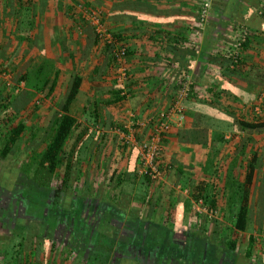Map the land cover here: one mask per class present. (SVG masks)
<instances>
[{
    "label": "crops",
    "instance_id": "0c3cea01",
    "mask_svg": "<svg viewBox=\"0 0 264 264\" xmlns=\"http://www.w3.org/2000/svg\"><path fill=\"white\" fill-rule=\"evenodd\" d=\"M12 1L14 0H9L8 7L5 8L7 4L4 6V0H0V55H2L0 56V80L4 74V64L12 60L10 56L4 60V44L10 45L12 40L13 46L8 45L9 49L13 52L19 44H22L20 45L22 51L20 60L28 57L29 61L35 65H43L45 67L43 73L52 74L55 70H59V80L62 73H67L68 84L73 74L80 73L82 84L70 112L79 119L80 129L87 128L89 131L83 142L87 148L83 153L78 172L80 176L85 175L86 179H90L93 184L89 195L93 196V193H96L94 218L98 220L101 216L103 218V211L113 204V202L104 201L109 198L108 195L120 194L117 206L121 210L120 214L124 215L123 220L119 221L115 218L112 225L115 226L113 231H115L116 239L127 242L126 246L129 247V252L122 254L123 258L132 260L133 264H179L173 259H165L161 263L155 254L153 256L152 253L141 252L147 251L145 250L147 248L138 250L135 247L136 244H131L130 242L136 236V228L132 226L133 222L136 223V219L143 221V235H146L148 231L157 238L159 234L164 233L168 236V240L178 241L192 240L193 236L187 238V234L190 235V231L196 233L195 231L200 228L202 218H207L197 216L193 212V199H190L191 211L186 212L185 202L189 199L190 185L202 179L213 180V176L217 173H209L208 166L205 167L208 153L206 144L181 141L179 134L182 131L198 130L205 126L204 123L211 122V119L201 121L200 113L206 110L209 114L216 112V107L213 108L218 105V102H215V96L222 89L225 93L221 94L218 106L234 112L237 116L239 113L244 114L243 111L249 110L248 108L253 107L254 104L258 105L257 97L264 86V18L259 16L257 9L250 10L248 15L244 14L246 17L244 21L250 25L251 33L256 35V40L251 42L246 51L245 69L243 68L238 75L227 73L228 75L225 76L224 67L214 62L216 56H213L218 45L210 42V32L213 30L209 24L215 20L214 11L210 10L209 22L207 19L202 28L198 27L201 0H79L102 10L107 26L114 33L123 34L121 40L127 44L129 49L130 77L127 83L129 91L127 98L124 101L111 102L114 92L121 86L115 82L116 78L111 73L110 65H104L102 72L97 75L93 74L95 66L102 64L101 59L104 60V45L100 42H93L91 38L93 32H88L89 24L86 22L82 24L81 31L76 32L79 19L78 21L73 19V7L77 0H33L34 25L29 39H25L20 28L17 27L21 11L16 12V18L14 14H10L12 9L9 6ZM25 2L26 0H22L23 4ZM247 8L249 10L248 5ZM7 13L13 18H11L12 24L9 31L5 35L4 14ZM229 29L231 28H228L222 37L231 42L234 35ZM219 30L223 32L224 28L219 27ZM203 48H207V53L202 51ZM220 53L224 54V48ZM85 55L87 62L93 64H88L87 69L90 71L86 69L87 71L83 73L79 66L83 65ZM7 65L10 67L12 63ZM182 72H186L192 80V97L182 103L186 120L180 127L174 123L171 132L165 137L163 162L172 164L167 167L164 163L167 169L163 180L150 185L148 189L152 205L142 204V202H136L134 195H122L121 186H112L111 180L112 176L118 180L119 175L125 173L129 179L133 176L135 168L139 169V145L148 137L151 130V126L137 130L139 143H130L125 139L128 135V130L125 128L129 118L128 113L135 112L137 117L143 118L154 116L168 109L175 99ZM211 90L215 92L211 93ZM56 92L52 99L56 96ZM49 100L51 101V99L46 101L49 102ZM200 100L207 103H202ZM43 109H47L48 113L54 110L51 105H46L40 107V113ZM255 110L256 107H254ZM217 121L214 118L212 122L216 124ZM221 123L223 127L232 129L230 123L226 121H221ZM231 129L226 132V138L230 141L229 145H225L220 157L222 165L218 170L221 177L227 174L229 162L239 150L237 146L247 137V133L237 132L234 138H231ZM124 135L126 136L123 137ZM212 137L210 135V139ZM252 138L254 142L260 139L257 134H254ZM246 156H249L248 153ZM140 181L141 179L138 178L130 184L135 186L136 193L142 185ZM85 182L86 180L80 186L81 192L82 188H85ZM144 186L146 185L143 184ZM101 204L105 206L104 210L99 208ZM97 209L100 211L97 212ZM254 220H256L255 216ZM263 220L264 218L260 220L259 223L263 222L260 225H264ZM129 223L130 227H127ZM250 230L249 235L255 232L253 226ZM65 234L68 237L64 240L67 247L62 249L51 247L52 250H49L51 243L53 245L52 239L39 237L40 234L33 241L29 237L31 240L28 245L24 246L25 252L23 250L21 254L23 263L84 264L89 253L84 245L85 239ZM241 234L242 232L239 236ZM73 242L75 245L77 242L78 245L83 246V254L78 245H71ZM247 246L248 242L245 249ZM245 249L241 250L244 252ZM118 256L121 255H117L115 251L111 254L112 263L117 259L123 260ZM7 262L4 257V264ZM116 262L119 264V261Z\"/></svg>",
    "mask_w": 264,
    "mask_h": 264
},
{
    "label": "trees",
    "instance_id": "16d2710c",
    "mask_svg": "<svg viewBox=\"0 0 264 264\" xmlns=\"http://www.w3.org/2000/svg\"><path fill=\"white\" fill-rule=\"evenodd\" d=\"M209 1L211 3L209 14L210 10H212L215 15V20L209 24L211 30H213L210 32V42H215L218 45L217 51L213 56H216L214 62L224 67L223 74L225 76L228 75L227 73L238 75L243 68L245 69V54L251 42L256 40V35L250 33L247 41L240 49L239 63L236 65H233L231 55L225 53L226 46L232 44L234 40L229 42V40L223 39L222 36L227 32L228 28H231L229 31L233 32V39L240 26L245 25L250 29V25L244 21L246 19L244 14L248 15L252 9H257L259 16L264 18L263 2L262 0ZM33 3V0H26L25 4L22 3V0H14L11 6H9L12 9L10 14L15 15L17 11H21L20 18L17 20V27L20 28L22 36L25 39H29L31 36V30L34 25L32 18ZM75 3L95 8L85 1L77 0ZM203 3L204 0H201L200 6ZM73 8L74 16L76 8ZM200 10L201 8L199 7ZM74 17L75 21L79 19L77 28L82 27L85 21L80 16L78 18ZM219 27H223L224 31L221 32ZM90 31L91 33L93 32V36H91L93 42H100L89 25L88 32ZM114 35L118 40L123 38V34L120 32L114 33ZM222 48H224V54L220 53ZM202 51L207 53V48H203ZM127 53L129 54L128 48ZM103 55L104 60L101 59L103 61L101 62L102 64L96 65L93 69L94 75L102 72L104 65H114L115 58L111 46L104 45ZM44 68L43 65L39 64L33 68H27L25 73H18L15 76V83L10 89L0 80V165L10 155L18 153L28 156V152H32L24 168L18 172L16 182H10L7 179L8 176L4 174L6 169H3L4 172L0 170V192L5 191L12 184L10 191L13 194L11 197L5 196V202L8 199L9 201L12 199V203L15 202V204L22 205L24 214L38 218L43 226H53V228L66 227L65 233L73 235L75 238L80 232H83L84 245L89 250L84 264H117L116 261L120 263V259L112 263L111 257V254L115 251L117 255H121L118 257L124 260L122 254L129 252V247L126 246L127 242L116 239L115 231H113L115 226L112 225V221L115 218H118L119 221L123 220L124 215L120 214L121 210L117 206V199L120 194L108 195L109 198L104 201L113 202V204H110L111 206L105 210L103 204L99 206L104 211L102 210L103 218L101 216L98 220L94 218V206L97 199L89 195V191L93 189L91 180L86 179L84 183L85 188H82V192L79 190L80 192L74 194L73 191V167L75 163L77 165L81 162V147L84 145L83 142L89 133L87 128L80 129L81 123L79 119L70 112V108L80 91L82 76L80 73L72 75L64 96L53 105L54 110H52V114L40 123H36V120L39 119L40 106L37 104L35 98L39 94H43L44 99H52L59 83V70H55L52 74L49 72L43 73ZM115 82L117 83L116 79ZM21 84L24 85L23 88H20L22 87ZM214 92L211 90V93ZM224 93L225 90L223 89L221 92L216 93L215 102L217 101L218 105L220 104L219 99L221 98V94ZM191 95L190 93V97L188 98H191ZM260 95L261 93L258 97ZM126 98L127 95H123L122 88H119L114 92V98L111 102L124 101ZM200 101L202 103L206 102L204 100ZM218 105L213 106V108L216 107L215 113L209 114L207 110L204 113H200V120L211 119L210 123L203 122L205 124L203 128L195 131L189 130V132L182 131L179 134L181 141L206 144L208 153L205 167L208 166L209 173H217V175L213 176V180L202 179L191 185V189L188 190L189 199L185 202V211H191L190 199L203 198L209 207H222L221 214L224 217L227 214L231 220V224L226 225L217 219L211 221L208 218H202L199 224L200 228L196 231L194 229L196 233L190 231V235L187 234V238L193 236L192 240L173 241L168 240V236L164 233H162L164 236L159 234L157 238L148 231L146 235H143L144 223L136 219V223L133 222L132 225L136 228V236L130 243L136 244L134 246L138 250L147 248L145 249L147 251L143 250L141 252L152 253L153 256L155 254V257L161 263L165 259H173L174 262L177 261L179 264H264V239L257 240L256 236L250 234L245 251L243 252L238 247L239 234L247 232L250 225L252 226L255 223L251 209L254 191L259 190L260 202L262 200V193L264 194V159L261 161L259 157L260 153L263 152L262 149L259 151L257 150L258 148H253L256 142L252 138L254 134L259 135L264 133V100L260 105L263 119L251 118V120H248L240 118L234 112L225 110V108ZM27 112L29 113L26 114ZM214 118L218 120L216 124L212 122ZM221 121L230 123L232 129L231 127H223ZM230 129L232 130L231 138H234L237 132H245L247 133V137L237 146L239 150H237L236 156L230 160L227 174L221 177L218 170L222 163L220 157L225 145H229L230 141L226 138V132ZM123 130L126 132L125 129ZM41 133L42 138L38 139ZM210 135L213 136L211 139ZM71 138H73V141L70 149L67 151L66 146ZM165 140L163 138V142ZM247 153L249 156H246ZM244 157L246 158L244 159ZM164 163L167 167L172 164L163 162V158H161L159 165L162 169H167ZM138 171L139 169L135 168L133 176L129 179L126 173L121 176L119 175L118 180L112 176V186L120 187L124 183L130 185L140 178V184L146 185L147 192L144 193L142 199H139V202L151 206V195L148 189L153 183L149 177L139 176ZM179 172L182 173L181 170ZM219 179H221V182H219ZM124 194L128 193L122 191V195ZM124 204L127 205V202L124 201ZM100 209L96 211L99 212ZM80 213L82 214L81 218L75 219L74 217ZM85 216L89 217V222L85 221ZM6 221H2V225L6 226ZM15 222L18 223V227L17 230L15 227L11 232L12 238L10 240H14V237L19 239L18 244L13 247V250L19 247L15 251L16 255L12 259L8 258L7 247L11 243L9 240L10 243H7L4 249L5 253L0 252V257L3 259L5 257L10 264H24L21 254L24 246H26L24 242L27 241V237L24 234H27L28 230L25 225L20 224L22 219L15 218ZM15 222L14 225L16 224ZM127 227H130V223Z\"/></svg>",
    "mask_w": 264,
    "mask_h": 264
},
{
    "label": "rangeland",
    "instance_id": "374dc122",
    "mask_svg": "<svg viewBox=\"0 0 264 264\" xmlns=\"http://www.w3.org/2000/svg\"><path fill=\"white\" fill-rule=\"evenodd\" d=\"M7 2L9 3V0H4V6L7 4V6H5V8L8 7V3ZM12 3H13V1H12ZM75 4H74V7L76 8V13H75L74 16H75V18H78V15H77L78 14V9L77 8H78L79 3L76 4V5ZM11 18H13V17H12V15H9V13L4 14V33H5V35L9 31V28H10V26L12 24L11 23ZM81 29H82V27L76 28V32H80ZM14 36H16V35H14ZM10 38H11V36H10ZM15 40H17V38ZM10 42H11L10 45L9 44H7V45L4 44V56H5L4 60L8 59L7 56H10L12 60H10V61L8 60V63H12V65H10V67H8V65H7L8 63L7 62L4 64V74H3V77H1L2 81L4 82V84L9 89L14 85L15 76L18 73H23L24 71H26L27 68H29V67L33 68L35 66V64L33 62L29 61L30 59H28V57L20 60L21 55H22V51L20 50V45H22V44H19V46L16 47L15 50L12 52V50H10L9 48L11 46H13V40L10 41ZM21 43H22V41H21ZM100 44L103 45L101 42H100ZM8 51H10V53H8ZM0 56H2V55H0ZM26 60H28V61H26ZM83 62H84L83 65H81L79 67H80L81 71H83V73H85L88 70L87 69L88 68V64L91 65L93 63H88L87 62V56L86 55H85V57L83 59ZM63 63H64V61H63ZM110 69H111V73L114 74L113 76L115 78L117 76L116 75V71H115V64L113 66H111ZM89 71H90V69L88 70V72ZM67 76H68L67 73H62L61 74V78L59 80L56 96L53 99H51V101L50 100H49V102L46 101L47 99H44L43 94L42 95L39 94L35 98L37 104L40 107H44L46 105H51V107L53 108V105H55L56 102H59L62 99V97L65 94L66 87H67V84H68V81H69V79H67ZM21 85H22V87H20V88H23L24 85L23 84H21ZM261 91H262L261 95L257 98L258 105H257V103H256V105L254 104L253 107L248 108L249 110L243 111L244 114L239 113L238 117H240V118L242 117V118H245V119L247 118L249 120H251V118L263 119V113H261L262 112L261 111L262 108L260 107V105L262 104V102L264 100V86H263V90H261ZM38 101H39V103H38ZM254 107H256L255 111H254ZM29 112H27L26 114H28ZM48 112L49 111L47 109H43V111H41V113H39V117H38L39 119L36 120V123H40L42 120L47 119L46 117H49V115L52 114L51 112L50 113H48ZM258 112H260V113H258ZM133 114L137 115L135 112H133ZM87 115H90V113H87ZM3 116H4V113H3ZM31 121H32V119H31ZM127 122H128V119H127ZM258 136L260 137V139L256 142V144L254 145L253 148L254 149L258 148L257 150H259V151L262 149L263 153H260V155H259L260 160L262 161L264 159V133L259 134ZM40 138H42V133L39 134V136H38V139H40ZM72 141H73V138H71L69 140V142H68V144L66 146V150L67 151L70 149ZM42 147H43V145H42ZM86 148H87V145H84V146L81 147V152H80V155H81L80 158L81 159L84 156L83 153L86 152ZM31 154H32V152L29 151L28 152V156L27 155H21V154H18V153L15 154V155H10L8 157V159L0 165V170L1 171L3 169H6L5 172H4V170H3V172H4V174H6V176H8L7 179L10 182H14L16 180L18 172L21 171L24 168L25 163L27 162L28 158H30ZM79 165H80L79 163L77 165L75 163L74 167H73V179L72 180H73V183H74V185H73L74 194L80 192L79 191V190H81L80 186L83 183V181L86 180L85 175L80 176V173L78 172L79 171L78 170L79 169ZM221 165H222V163H221ZM76 166L78 167V169H77ZM219 182H221V179H219ZM11 185H9V187L7 189H5V191L0 192V238H1L0 241H2L0 243V252H4L6 244L10 243V241H11V243L8 244V247H7L8 250L7 251L9 253L8 258L10 257L12 259L13 256L16 255L15 251L18 250L17 248H19V247H16V249L13 250L14 245L18 244V240H19L18 238L14 237V240L12 239L13 241L10 240L12 238L11 237V232L13 231V229L15 227H16V230H17V227H18V223L15 222V218L16 219L17 218L22 219V222L20 224L21 225H25L26 229L28 230L27 234H24L27 237V239H26L27 241L24 242V245H28L31 239H32V241L34 239H36L37 235L40 234L39 236H41V234H43V232H44V229L42 227L43 225L41 224V222L36 217L28 216V215L24 214L22 205L15 204V202L12 203V201H11L12 199L10 201L8 199V201L6 200V202L1 199V198L4 199L5 196L6 197H8V196L11 197V195L13 194V192L10 191ZM187 186H189V185H187ZM190 188H191V185H190ZM146 189H147L146 186L143 187V185H140V187H139V189H138V191L136 193L135 186H131V185L127 184V183H124L121 186V190L123 192H126V193L130 194L131 196L134 195L136 202H139L140 201L139 199H142V196L144 195V193L147 192ZM7 191H9L11 193H9ZM259 195H260L259 190H255L254 194L252 196V201H251L252 213L256 217V220H257V223L253 222L254 224L252 225L254 227L253 231H255V232H253V235L256 236L257 240L264 239V225H260V224H263V222L259 223V222H261L260 220H262L264 218V194L262 193L261 202H260V196ZM92 197L93 198L95 197L94 199H97L95 192L93 193ZM69 199H70V197H69ZM222 206H224V205H222ZM219 208H220V214L216 218L209 219V220L212 221V220L217 219L218 221H221V222H223L226 225L227 224L228 225L231 224V220L229 219L228 215L225 214V217H224V215L221 214V212H222L221 208L222 207H219ZM71 211H72V209H71ZM81 216H82V214L80 213L79 215H76V217H74V218L75 219H78V218L80 219ZM84 218H86V220H85L86 222H89L88 221V219H89L88 216H85ZM4 220H7L6 221L7 222L6 226L2 225V221L4 222ZM256 220H255V222H256ZM13 221L16 223L15 225H14ZM252 226L250 225V227H252ZM174 227H175V225H174ZM250 227H249V230L247 232H245V233L242 232V234L239 236V246H240V249H242V250L245 249L246 244L248 242L249 233L251 231ZM49 229H51V231ZM45 231H46L45 234L42 235V236L52 239V241L54 243L53 245L51 243V246H49V250L51 249V247L53 249H56V248L57 249L58 248L62 249V248L67 247V244H64L65 238L66 239L68 238L66 236V234H65L66 228H63V227L62 228H60V227L52 228L51 227V228H48V230L46 229ZM159 231H160V229H159ZM80 233H82V232H80ZM21 236H22V234H21ZM30 236H32L31 239L29 238ZM3 242H4V244H3ZM49 242H51V241H49ZM73 244H74V242L71 245H73ZM77 245H78V243L76 242L75 246H77ZM78 248L80 250H83V246L82 245H78ZM24 252H25V250H24ZM127 262H130V263H127ZM132 262H133L132 260L124 259V260L120 261L119 264H131ZM0 264H4V259L2 257H0ZM6 264H10V262H8Z\"/></svg>",
    "mask_w": 264,
    "mask_h": 264
},
{
    "label": "built area",
    "instance_id": "2783aa9c",
    "mask_svg": "<svg viewBox=\"0 0 264 264\" xmlns=\"http://www.w3.org/2000/svg\"><path fill=\"white\" fill-rule=\"evenodd\" d=\"M264 6V0H262ZM211 3L209 0H204L200 6L198 27L202 28L209 16ZM78 16L88 23L94 30L99 41L103 45L112 47V53L115 58V71L117 83L122 88V94L127 95L130 70L128 66L127 44L123 40H118L114 32L107 26L103 11L97 8H90L84 5H78ZM251 30L247 26H240L237 34L234 37V42L228 44L225 48V53L231 55L233 65L239 63L240 49L247 41ZM178 91L173 103L168 109L160 111L154 116L137 117L132 112L128 113V122L125 128L128 130V135L125 139L130 143H139L137 141L136 131L146 126H151L150 133L146 139L140 142L139 148V176H147L156 184L163 180L166 169H162L159 161L162 158L163 138H165L172 130V126H182L186 120L183 101L186 100L192 91V80L186 72H182L178 81ZM120 131V130H119ZM123 132V131H122ZM121 132V133H122ZM192 210L197 216H206L208 219L216 218L220 214L219 208L209 207L203 198H196L192 201Z\"/></svg>",
    "mask_w": 264,
    "mask_h": 264
},
{
    "label": "flooded vegetation",
    "instance_id": "af4514ba",
    "mask_svg": "<svg viewBox=\"0 0 264 264\" xmlns=\"http://www.w3.org/2000/svg\"><path fill=\"white\" fill-rule=\"evenodd\" d=\"M1 199H2V200H4L3 198H1ZM37 219H38V218H37ZM46 224H48V223H46ZM42 227H43V229H44V232H43V233H45V232H46V231H45L46 229L48 230V228H51V227L53 228V226H42ZM49 230L51 231V229H49ZM83 235H84V233H83V232L78 234V236H79V237H82V238H84V236H83Z\"/></svg>",
    "mask_w": 264,
    "mask_h": 264
}]
</instances>
